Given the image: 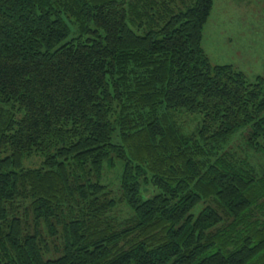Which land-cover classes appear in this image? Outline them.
<instances>
[{
    "label": "trees",
    "instance_id": "obj_1",
    "mask_svg": "<svg viewBox=\"0 0 264 264\" xmlns=\"http://www.w3.org/2000/svg\"><path fill=\"white\" fill-rule=\"evenodd\" d=\"M213 6L0 0V264H264V164L227 149L264 159V75L211 63Z\"/></svg>",
    "mask_w": 264,
    "mask_h": 264
},
{
    "label": "rangeland",
    "instance_id": "obj_2",
    "mask_svg": "<svg viewBox=\"0 0 264 264\" xmlns=\"http://www.w3.org/2000/svg\"><path fill=\"white\" fill-rule=\"evenodd\" d=\"M202 44L213 65H233L246 75L250 83H253L258 76H263L264 0H214L212 13L204 29ZM182 117L188 120L186 131L190 132L197 123L196 118L186 115ZM244 148L245 142L240 135L234 137L231 148L227 147L238 158L248 159L251 163L253 161L264 164V159H261L259 154L255 155ZM37 163L38 160L34 159L26 161L25 165ZM122 169L123 164L120 161H117L113 168L106 167L103 183L108 185L109 196L118 201L116 214L124 219L132 215V210L119 201ZM148 189L142 190L143 199H148L156 193V190L148 191ZM199 209L200 206L194 213Z\"/></svg>",
    "mask_w": 264,
    "mask_h": 264
}]
</instances>
